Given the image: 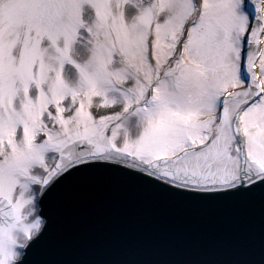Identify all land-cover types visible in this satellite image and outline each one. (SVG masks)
<instances>
[{"label": "snow or ice", "instance_id": "snow-or-ice-1", "mask_svg": "<svg viewBox=\"0 0 264 264\" xmlns=\"http://www.w3.org/2000/svg\"><path fill=\"white\" fill-rule=\"evenodd\" d=\"M105 191L259 225L223 259L51 255ZM0 264H264V0H0Z\"/></svg>", "mask_w": 264, "mask_h": 264}, {"label": "water", "instance_id": "water-1", "mask_svg": "<svg viewBox=\"0 0 264 264\" xmlns=\"http://www.w3.org/2000/svg\"><path fill=\"white\" fill-rule=\"evenodd\" d=\"M92 208L71 213L48 248L51 255L83 259H223L245 253L254 208L243 211L139 206L126 193L101 192Z\"/></svg>", "mask_w": 264, "mask_h": 264}]
</instances>
